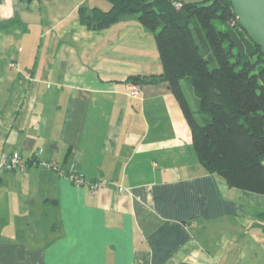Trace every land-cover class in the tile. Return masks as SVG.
I'll return each instance as SVG.
<instances>
[{"label": "crops", "instance_id": "1", "mask_svg": "<svg viewBox=\"0 0 264 264\" xmlns=\"http://www.w3.org/2000/svg\"><path fill=\"white\" fill-rule=\"evenodd\" d=\"M81 4L110 6L0 0V157L27 161L0 170V264H264V194L206 172L166 81L128 93L162 70L154 34Z\"/></svg>", "mask_w": 264, "mask_h": 264}, {"label": "trees", "instance_id": "2", "mask_svg": "<svg viewBox=\"0 0 264 264\" xmlns=\"http://www.w3.org/2000/svg\"><path fill=\"white\" fill-rule=\"evenodd\" d=\"M108 1V9L81 4L80 23L101 30L132 15L156 40L160 74L130 75L128 83L139 88L166 81L206 172L230 187L264 194V55L241 28L230 0L181 1L180 8L174 0ZM182 80L199 98L196 111Z\"/></svg>", "mask_w": 264, "mask_h": 264}, {"label": "water", "instance_id": "3", "mask_svg": "<svg viewBox=\"0 0 264 264\" xmlns=\"http://www.w3.org/2000/svg\"><path fill=\"white\" fill-rule=\"evenodd\" d=\"M241 28L264 55V0H230Z\"/></svg>", "mask_w": 264, "mask_h": 264}, {"label": "built area", "instance_id": "4", "mask_svg": "<svg viewBox=\"0 0 264 264\" xmlns=\"http://www.w3.org/2000/svg\"><path fill=\"white\" fill-rule=\"evenodd\" d=\"M172 4L176 7V8H180L182 6V2L179 0H174L172 2ZM128 93L131 95H136L138 93L139 88L132 84V83H128ZM27 165V161L20 155L17 153H13L10 155H6L3 154L0 157V170H14V169H19L20 171H24L25 167ZM41 165L44 168H48V169H57L58 167L56 165V163L54 161H42ZM64 170L60 169V173H63ZM66 175H68L70 177V179L72 181H82L80 175L76 174L73 171V164L70 166L69 170H67ZM100 185V181H94L93 183L90 184V191L94 192L96 191V189L99 187ZM118 191L120 193H128L130 192V190L126 187H123L122 185L118 186Z\"/></svg>", "mask_w": 264, "mask_h": 264}, {"label": "rangeland", "instance_id": "5", "mask_svg": "<svg viewBox=\"0 0 264 264\" xmlns=\"http://www.w3.org/2000/svg\"><path fill=\"white\" fill-rule=\"evenodd\" d=\"M105 1V3L109 4L108 0H103ZM186 2H197V1H201V0H185ZM215 25L218 28H225V25L220 24V22L218 20L214 21ZM182 86L184 89V92L186 94V97L190 103L191 108L196 111L198 109V105H199V98L198 96L194 93V91L190 88V86L186 83L185 80H182Z\"/></svg>", "mask_w": 264, "mask_h": 264}]
</instances>
